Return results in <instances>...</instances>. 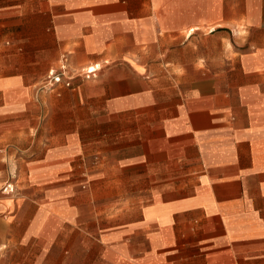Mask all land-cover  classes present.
<instances>
[{
    "label": "crops",
    "instance_id": "crops-1",
    "mask_svg": "<svg viewBox=\"0 0 264 264\" xmlns=\"http://www.w3.org/2000/svg\"><path fill=\"white\" fill-rule=\"evenodd\" d=\"M0 264H264V0H0Z\"/></svg>",
    "mask_w": 264,
    "mask_h": 264
},
{
    "label": "built area",
    "instance_id": "built-area-1",
    "mask_svg": "<svg viewBox=\"0 0 264 264\" xmlns=\"http://www.w3.org/2000/svg\"><path fill=\"white\" fill-rule=\"evenodd\" d=\"M69 71L66 64H62L58 70H50L46 76V85L52 87L59 84L62 78L70 79L71 73ZM87 72L91 73L92 71L88 69ZM7 188L11 190L9 186Z\"/></svg>",
    "mask_w": 264,
    "mask_h": 264
},
{
    "label": "rangeland",
    "instance_id": "rangeland-1",
    "mask_svg": "<svg viewBox=\"0 0 264 264\" xmlns=\"http://www.w3.org/2000/svg\"><path fill=\"white\" fill-rule=\"evenodd\" d=\"M233 6L235 12L239 13L241 11V0H233ZM234 21H237L240 17L237 14L229 15Z\"/></svg>",
    "mask_w": 264,
    "mask_h": 264
},
{
    "label": "bare ground",
    "instance_id": "bare-ground-1",
    "mask_svg": "<svg viewBox=\"0 0 264 264\" xmlns=\"http://www.w3.org/2000/svg\"><path fill=\"white\" fill-rule=\"evenodd\" d=\"M190 34H191V33H190ZM92 68L94 69V67H90L89 69L91 70ZM87 70H88V69H87ZM85 74H86V73H85Z\"/></svg>",
    "mask_w": 264,
    "mask_h": 264
}]
</instances>
